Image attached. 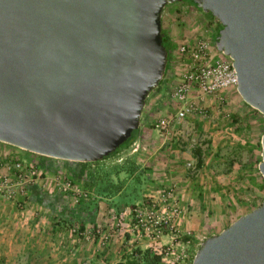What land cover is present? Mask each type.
I'll use <instances>...</instances> for the list:
<instances>
[{"label": "water", "instance_id": "1", "mask_svg": "<svg viewBox=\"0 0 264 264\" xmlns=\"http://www.w3.org/2000/svg\"><path fill=\"white\" fill-rule=\"evenodd\" d=\"M180 0H0V142L93 162L139 127L167 67L161 14ZM222 28L236 90L264 117V0H192ZM258 170L264 179V131ZM191 264H264V198Z\"/></svg>", "mask_w": 264, "mask_h": 264}, {"label": "rangeland", "instance_id": "2", "mask_svg": "<svg viewBox=\"0 0 264 264\" xmlns=\"http://www.w3.org/2000/svg\"><path fill=\"white\" fill-rule=\"evenodd\" d=\"M218 23L216 17H208L188 0L166 4L161 29L169 39L170 56L162 79L145 101L150 120L145 123L144 131L138 132L127 148L105 159L101 166L105 170L114 171V166L121 164L116 160L119 157L129 159L128 154L135 147L134 143L141 142L143 148L139 151V166L141 165L142 172L136 177L140 178L142 188L146 187L150 194L157 195L173 186V183L175 189H185L182 190L184 195L193 204L191 206L194 208L189 209L195 210V213L187 215L188 219L190 217L187 230L193 235L198 234L201 240L194 254L206 238L220 233L237 218L259 207L264 198V179L258 170L264 117L245 103L236 89L228 88L218 96H207L199 101L206 110V116L198 113L189 115L180 122L172 123L169 131L163 135L157 130L158 118L171 116L175 110L170 91L185 62L184 56L178 53V46L182 43H195L204 37L212 50H216L214 35ZM7 146L20 152L18 148ZM20 153V157L31 162L40 172L39 178L32 182L42 188V192L38 193L44 195V192H49L54 196L53 201L56 200V195L64 193L54 185L52 178L57 175L70 178V174L66 175V170L70 168V162L74 161L49 160L25 150ZM199 157L201 164H198ZM189 161L193 163V168H187L186 163ZM150 163L153 165H149ZM65 194L64 196L70 195ZM68 196V200L73 201L72 196ZM23 199L24 204L19 207L14 200L0 198V207H12L16 213L24 214L31 205L26 197ZM85 201L87 200L80 201L79 204ZM2 214L0 211V222L8 220L3 219ZM73 226H78L80 231L84 229L79 223ZM191 261L190 259L188 264ZM136 263L138 261L135 260L133 264Z\"/></svg>", "mask_w": 264, "mask_h": 264}, {"label": "crops", "instance_id": "3", "mask_svg": "<svg viewBox=\"0 0 264 264\" xmlns=\"http://www.w3.org/2000/svg\"><path fill=\"white\" fill-rule=\"evenodd\" d=\"M149 120L150 113L145 104L137 133L144 131V125ZM134 145L132 152L128 154L129 159L119 157L116 160L121 164L114 166V171L101 167L105 159L98 162H70L72 164H69L71 166L67 168L66 175L70 174L71 179L91 193V198L81 204L68 200L65 193L56 195V200L53 201L52 194L38 193L42 188L33 183L26 189V201L31 205L26 213L18 214L12 207H0L3 219H8L0 222V264H133L135 260L144 264L139 260V251L159 253V246L168 241L167 237H162L157 243L141 242L131 240L127 232L130 206L140 201L137 198L143 199L150 194L146 187L142 188L140 178H137V174L142 172L139 151L143 144L137 141ZM2 147L9 148L7 144L0 142V148ZM128 166L132 168L131 173L127 170ZM172 185L174 186L173 183ZM97 188L102 192H96ZM182 190L185 189H175L181 207V225L188 229L190 217L188 219L187 215L195 213V210L189 209L194 207ZM116 222L120 224L117 229L113 226ZM76 223L83 228L102 226L109 230L111 227V236L104 244L97 238L85 239L80 233L71 231L70 226L73 227ZM192 235L190 232L189 236L180 239L190 240L188 253L191 260L201 241L198 234Z\"/></svg>", "mask_w": 264, "mask_h": 264}, {"label": "built area", "instance_id": "4", "mask_svg": "<svg viewBox=\"0 0 264 264\" xmlns=\"http://www.w3.org/2000/svg\"><path fill=\"white\" fill-rule=\"evenodd\" d=\"M177 49L184 56V68L170 91L175 110L171 116H161L157 120L160 135L168 132L172 123L180 122L189 115L198 113L206 116V110L199 101L207 96H218L228 88L236 89L237 86V74L231 58L223 56L218 49L212 50L206 38L201 37L192 44L182 43ZM186 166L194 167L191 161ZM39 175L38 169L20 157L16 150L0 148L1 199L14 200L19 207L23 206V198H27V186ZM52 181L59 190L69 193L74 203L90 198L91 193L71 178L57 175ZM119 225V222L113 224L116 229ZM111 230V227L105 230L102 226L84 228L83 231L78 226L71 228L72 232L80 233L85 239L97 238L101 244L109 240ZM127 232L131 240L141 242L157 243L162 237H167L168 241L159 246L160 260L165 264H188L190 261L187 252L189 239L180 240L190 232L182 229L181 207L174 186L157 195L148 194L143 200L131 205Z\"/></svg>", "mask_w": 264, "mask_h": 264}, {"label": "trees", "instance_id": "5", "mask_svg": "<svg viewBox=\"0 0 264 264\" xmlns=\"http://www.w3.org/2000/svg\"><path fill=\"white\" fill-rule=\"evenodd\" d=\"M192 5L195 6L194 2L192 0H188ZM205 15H207L208 17H213L211 15L210 12L208 13H205ZM222 28L221 24L218 23L217 25V28H216V31H215V39L217 38L218 34H219V31L220 29ZM162 40H163V44L164 46L166 47L167 51H168V58L170 56V50H169V39L167 37V35L162 31ZM160 82V81H159ZM138 131V128L135 129L130 138H128L126 141H124L117 149H115L112 153H110L109 155L103 157L101 160L103 159H107L113 155H115L116 153L120 152L121 150H123L124 148H127L134 140H135V137H136V133ZM13 147V146H12ZM16 148V147H15ZM28 152V151H26ZM200 156V154H198ZM42 156V155H41ZM42 157H46V156H42ZM47 159L51 160H61V159H55V158H51V157H47ZM100 160H97L95 162H98ZM94 162V161H93ZM202 160L201 158L199 157L198 158V164H201ZM49 165V164H48ZM46 168H49L48 166H46ZM127 170L129 171V173L132 172V168L130 166L127 167ZM96 192H102V190H99V188L96 189ZM139 255H140V258L139 260H141V262H143L144 264H159L160 263V254L159 253H155L151 250H144V251H139Z\"/></svg>", "mask_w": 264, "mask_h": 264}]
</instances>
